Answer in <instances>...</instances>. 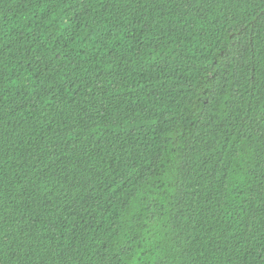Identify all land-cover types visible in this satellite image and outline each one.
<instances>
[{
    "label": "trees",
    "instance_id": "16d2710c",
    "mask_svg": "<svg viewBox=\"0 0 264 264\" xmlns=\"http://www.w3.org/2000/svg\"><path fill=\"white\" fill-rule=\"evenodd\" d=\"M0 264H264V0H0Z\"/></svg>",
    "mask_w": 264,
    "mask_h": 264
}]
</instances>
